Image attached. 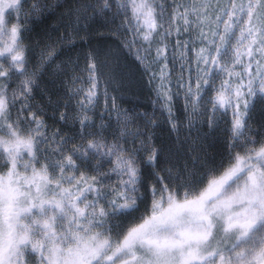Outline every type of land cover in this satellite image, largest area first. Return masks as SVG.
Segmentation results:
<instances>
[{"label":"snow or ice","instance_id":"6c2138e0","mask_svg":"<svg viewBox=\"0 0 264 264\" xmlns=\"http://www.w3.org/2000/svg\"><path fill=\"white\" fill-rule=\"evenodd\" d=\"M25 4L26 0H0V264H264V133L254 134L252 126L258 99L264 102V75L253 77L249 64L245 83L234 72L241 54L231 48L236 25H244L237 43L247 39L249 57L254 50L264 57V0H231L227 19L216 17L218 31L212 38L199 33L207 47L197 54V63L204 67L198 69L196 80L189 77L179 84L186 110L197 113L204 105L201 115H207L209 128L228 125L225 147L230 164L219 175L210 171L203 189L194 186L190 174L160 167L162 153L151 134L140 126L132 128L137 119L145 127H154L155 120L148 113L130 115L117 109L115 97L106 90L105 113L110 114L111 100L117 129L112 140L104 135V113L99 126L90 115L100 96L91 53L90 87H70L65 110L54 113L62 124L76 126V132L48 130L44 109L33 103V93L55 49L52 43L37 42L33 63V48L25 41L30 25L51 6L43 0ZM254 13L261 20L258 28L247 26ZM186 14L187 9L181 13L185 24ZM70 15L77 23L84 19L115 25L114 33L130 31L133 39L124 46L140 41L144 52H150L154 42L163 44L158 38L171 35L158 0H83ZM230 51L231 68L227 61L221 65ZM136 58L149 74V83L160 80L157 100L172 130L178 131L172 94L164 83L166 63L157 77L147 55L137 50ZM155 59L167 60V45L156 49ZM220 73L226 78L217 86ZM77 80L72 77L71 85ZM206 91L215 95L205 99ZM73 99L75 107H70ZM192 125L189 117L187 127ZM105 165H110L107 171ZM82 166H91L95 175L86 176ZM113 175L114 184L109 182ZM142 205L147 214L141 222L116 231L121 225L113 222L134 221Z\"/></svg>","mask_w":264,"mask_h":264},{"label":"trees","instance_id":"16d2710c","mask_svg":"<svg viewBox=\"0 0 264 264\" xmlns=\"http://www.w3.org/2000/svg\"><path fill=\"white\" fill-rule=\"evenodd\" d=\"M46 1L51 6L50 9L45 11L30 25L32 31L28 33L25 42L33 48V63H35L36 53L39 51V48L36 47L37 42H39L40 46L45 43H52L55 49V59L52 63L50 61L45 66L38 80L39 88L35 89L33 93L35 97L33 103H39L43 107V118L47 122L50 132L57 128H60L66 135H73L76 132V126L62 124L54 116V113L58 108L61 111L65 110L63 104L68 102L67 94L70 87L80 88L82 85L81 88L85 90L88 88L86 85V82L89 81L87 55L91 53L97 62L96 77L102 89L100 91L99 104L95 112L90 113V115L96 125H99L101 114L104 113V123L107 125L104 135L108 139L110 138L109 140L113 139V134L117 129V112L111 110L112 102L109 100L108 109L110 114L105 113L103 97L105 90L109 97H115L117 109L127 111L130 115L141 112L148 113L155 120L154 127H145L144 121L137 119L132 128L140 126L142 131H147L151 134L152 142L162 153L160 157L161 168L168 166L174 170L179 169L185 176L190 174V179L194 181L200 178L209 179L208 174L210 171L219 175L223 169L229 166V155L225 147L228 139L227 123L221 122L217 126L209 128L207 115H201L204 112V105L201 106L197 113H191L190 110H186L185 91L182 87H179V84L187 81L189 77L192 81L196 80L198 69L204 67L197 63V54L204 45L206 46L205 41L201 42L198 38L199 33L203 31L206 34L207 28L211 31V24L216 23V17L219 16L224 7L229 5L231 0H166L165 4L169 9L164 14L165 18H172L173 12L179 13L178 9L181 10V13L188 9L193 19V21L189 20L185 24V20L181 18V21L174 27L172 34L166 36L167 39L170 38L169 40L172 41L169 44L172 48L167 47L166 61H157L155 59L156 48L153 49V55L147 61L151 66V71L156 73L157 77H159L160 69L164 67L165 63L167 65L164 83L168 85L170 94H172V111L178 124V131L172 130L168 121V114L161 110L162 101L157 100L155 88L160 83V80L155 79L149 83L150 76L145 72L144 65L141 64L136 58V54L129 47L124 46L127 43L125 29L114 33L115 25L105 24L99 20L95 22L89 20L88 25L85 26L87 28L75 29V21L68 18L66 8L67 5L71 4L72 9V4L79 0ZM192 1L193 4L191 5ZM25 7H30L27 1ZM181 13L176 15L181 17ZM201 13L204 22H200ZM195 15L197 16V25L194 23ZM69 20L72 21V28L66 26L68 22L70 23ZM119 23L118 19L117 24ZM165 25L168 26L169 24ZM210 31L207 32L209 36ZM63 40L68 43L65 45L61 44ZM177 41H179V45ZM180 45L185 46L181 47ZM114 47L122 52V59H119L117 68L120 72L117 71V66L115 67V64L110 59V51H114ZM58 64L60 66L58 73L53 74V69ZM127 73L130 74L129 78L126 77ZM222 75L220 73L216 79H219ZM72 77H78L75 85L70 83ZM209 95H215V93L206 91L205 99ZM153 101H157L155 105ZM75 104L76 101L73 99L70 102V107H74ZM189 117L193 121L191 128L187 127ZM252 119L254 122L253 129L258 131L256 133H259V131L264 133V102H257ZM176 137L180 141L178 149L173 147L174 138ZM195 139L198 140V145L195 150H189L190 143ZM138 145L139 141H137ZM129 146V144L125 145V147ZM169 148H173L171 149L174 152L173 157H171L172 151ZM193 161L196 164H193ZM183 162L186 163V168L183 167ZM108 167L110 165H105L104 171H107ZM80 171L95 173L91 166H82ZM109 182L114 184L115 179L111 177ZM146 214L147 209L142 205L140 212L136 213L134 221H114L113 223L121 225V228L116 231H120L132 223H138L140 217ZM113 235H115V232Z\"/></svg>","mask_w":264,"mask_h":264},{"label":"rangeland","instance_id":"374dc122","mask_svg":"<svg viewBox=\"0 0 264 264\" xmlns=\"http://www.w3.org/2000/svg\"><path fill=\"white\" fill-rule=\"evenodd\" d=\"M27 1V3L28 4H30V0H26ZM43 2L44 3H47V1L46 0H43ZM79 2H83L82 0H79V1H75L73 4H74V6H73V4H72V9H75L76 8V6H77V4L79 3ZM50 3V2H49ZM158 3H163V6H164V14L165 13H167L168 11H166L167 9H169V7L165 4L166 3V0H158ZM231 3V2H230ZM229 3V4H230ZM236 3L237 4H240V3H244V4H246L247 3V0H236ZM193 4V1L191 2V5ZM229 8V5L228 6H226V7H224V9L219 13V17L221 18V21H223V20H225V19H227V17L225 16V12H226V10ZM71 9V4L70 5H67V8H66V13L68 14V18L70 19V20H74L75 21V29H78V28H81V27H83V28H87V27H85L86 25H88V23H89V20H84V19H81L80 21H79V23H77L76 22V20H75V16H72V15H70V10H72ZM178 11H179V13H181V10H179L178 9ZM184 12H185V10H184ZM257 12H259V10H257ZM65 13V14H66ZM179 13H176V12H173L172 13V18L170 19V18H165L166 16H164V20H163V23H164V27L165 28H169V26H171V34H172V32H173V29H174V27H176V24H178L180 21H181V17L179 16V15H176V14H179ZM89 15H91V13L89 12L88 13ZM187 21H189V20H192L193 21V19H192V14H189V12H188V9H187ZM235 19V18H234ZM69 20V21H70ZM194 20H195V25H197L198 23H197V16L195 15V18H194ZM245 20H246V18H245ZM200 22H204V18H203V16H202V13H201V16H200ZM217 20H216V23L215 24H211V31L210 30H208L209 28H207V32H209L210 31V36L207 34V32H206V34L208 35V38L209 39H211L212 37H211V33L213 32V31H218V29H217ZM260 23H261V20L260 19H258L257 18V13H254L253 14V19H252V21L251 22H247V26L248 27H253V28H258L259 26H260ZM165 24H169L168 26H166ZM72 21H70V23L68 22L67 23V27H70V28H72ZM242 27H244V25H236V27H235V37L236 38H234V39H232L231 40V48H232V50H236V49H238L239 50V52H240V54H241V61H240V63H238V64H236L235 66H234V72L235 73H240V75L241 76H243L244 77V82L245 83H247V75L245 74V68L246 67H248L249 66V64H250V71L252 72V75H253V77H255L256 76V74L257 73H259V74H261V75H264V57H262L261 55H260V53H258V52H255V50L253 51V54H252V56L251 57H249V55L247 54V48L249 47V41L247 40V39H244V40H241L240 41V43H237V39H239V37H240V29L242 28ZM219 30H222V28L221 29H219ZM126 33H125V36H126V34H127V38H126V40H127V42L129 41V40H131V39H133V36H132V33L130 32V31H125ZM129 33V34H128ZM158 39H163V44H160V43H156V42H154L152 45H151V51L150 52H144L143 50H142V43L140 42V41H137V43L134 45V46H132V47H130V49L136 54L137 53V50H141V55L143 56V52H144V55H147L148 56V58H150L152 55H153V49L154 48H158V47H162L163 45H167V47H170V48H172L169 44L170 43H172V41L171 40H169V39H167L166 37H164V36H162L161 38H158ZM257 39H259V35L257 36ZM125 40V39H124ZM68 42H66L65 40H63V42L61 43V44H63V45H65V44H67ZM205 44H206V46L204 45V47L203 48H206L207 47V42L205 41ZM146 47V46H145ZM253 48H255V46H253ZM117 49V48H116ZM115 49V47H114V51H110V59H111V61H112V63H114L115 64V67H116V69L118 68V66H119V59H122V52H120V51H118V50H116ZM155 49V50H156ZM54 56H53V59L51 60V63L54 61ZM234 59V57L232 56V55H230V56H227V57H223V58H221V65L223 66V64L227 61L228 62V64H229V67L231 68L232 67V60ZM59 68H60V66H59V64L58 65H56V67H54V69H53V74H57L58 73V70H59ZM117 71L118 72H120V70L119 69H117ZM121 72H123V71H121ZM223 74V73H222ZM129 76H130V74L129 73H127V76L126 77H128L129 78ZM226 77L224 76V74L219 78V79H216V81H215V83H218V85L220 84V82H221V80L222 79H225ZM233 79H235V77H233ZM131 81V80H130ZM129 84H130V82H129ZM86 85H87V87H90V84H89V81H87L86 82ZM217 85V86H218ZM82 87V85L80 86V88ZM101 89H102V87H101V85L98 83V85H97V90H98V92L100 93V91H101ZM62 100H64V99H62ZM258 102H259V99H258ZM261 103H263V102H261ZM254 125V122H253V119H252V126ZM256 132H258L257 130H255L254 131V134H256ZM259 133H260V131H259ZM261 133H263V131H261ZM257 139H258V136H257ZM174 140H175V143L173 144V147H176L177 149H178V147H179V139H178V137H176V138H174ZM202 142V141H201ZM198 140L197 139H195L194 141H192V143H190V147H189V150L190 149H194L195 150V147L198 145ZM189 144V143H188ZM171 149H173V148H171ZM170 148H169V150L170 151H172L171 152V157H173V150H171ZM191 150V151H192ZM236 151L237 152H239L241 155H243V149H241V148H237L236 149ZM0 163H2V161H0ZM78 163V162H77ZM186 163H182V165H183V167L184 168H186V165H185ZM193 164H196L195 163V161H193ZM229 164H230V159H229ZM176 170V169H175ZM179 170V169H178ZM6 171V170H5ZM86 176H91V175H94L95 173H87V172H83ZM215 174V173H214ZM76 175L77 176H79L80 175V173H76ZM189 174H187V176H188ZM114 179H115V181H116V177H115V175H113L112 176ZM190 178V177H189ZM193 182V184H194V186L196 187V188H198V189H203L204 187H206V185H207V182H208V179H206V180H204V179H202V178H200V179H197V180H194V181H192ZM139 222H141V221H139ZM138 222V223H139Z\"/></svg>","mask_w":264,"mask_h":264},{"label":"bare ground","instance_id":"6f19581e","mask_svg":"<svg viewBox=\"0 0 264 264\" xmlns=\"http://www.w3.org/2000/svg\"><path fill=\"white\" fill-rule=\"evenodd\" d=\"M67 89V88H66ZM67 93V92H66ZM105 106V105H104ZM74 107H75V105H74ZM101 111V110H100ZM142 113V112H141ZM98 125V124H97ZM117 125V124H116ZM99 126V125H98ZM106 131V130H105ZM110 132V131H109ZM114 138V137H113ZM110 139V138H109Z\"/></svg>","mask_w":264,"mask_h":264}]
</instances>
